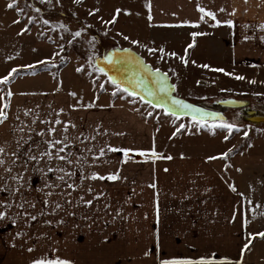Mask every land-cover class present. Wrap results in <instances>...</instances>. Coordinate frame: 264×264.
<instances>
[{
	"label": "crops",
	"instance_id": "1",
	"mask_svg": "<svg viewBox=\"0 0 264 264\" xmlns=\"http://www.w3.org/2000/svg\"><path fill=\"white\" fill-rule=\"evenodd\" d=\"M150 2L158 10L160 27L168 32H186L183 37L192 36L193 29L203 24L197 5L215 12L221 21L231 19L233 26L219 25L224 29L222 34L219 26L204 28L211 29L216 40H223L219 41L223 46L232 44L237 48L236 57L264 58V29L260 28L264 23V0ZM157 2L158 7H154ZM9 3L0 0V32L9 29L17 37L30 35L24 33L25 26L16 11L7 7ZM221 8L225 11H219ZM184 21L196 22V26ZM1 93L0 88V110L7 118L0 123V146L5 148L6 161L14 159L11 153L18 154L13 174L23 175V186L19 191L0 190V202L11 205L0 203V211L6 213L0 219V264H31L37 258L57 257L73 264H160L166 259L197 261L201 257L214 258L215 264H264V257L250 249L264 226L249 229L253 218L247 215L246 204L230 177L226 178L230 170L221 154L164 152L153 157L136 139L134 128L141 123L134 118H83L82 106L72 105L64 94L46 102L40 90L12 91L5 104ZM57 119L61 123H55ZM49 128L56 132H49ZM65 137L61 155H67L72 164L55 158L49 161L46 156L25 164L29 155L47 149L49 139ZM105 142L117 149L142 150L145 157L137 161L125 158L120 151L99 157L97 149L105 147ZM60 147L50 150L56 153ZM129 153L141 156L140 151ZM106 157L115 160L108 164ZM101 165H106L108 171L95 169ZM47 167L64 168L73 174L59 181L57 176L65 173L33 171ZM93 172L105 179H92ZM0 174L8 175L3 168ZM109 174H118V179H107ZM52 181L55 185L47 187ZM8 185L18 186L11 180ZM86 200H92V204H85Z\"/></svg>",
	"mask_w": 264,
	"mask_h": 264
},
{
	"label": "rangeland",
	"instance_id": "2",
	"mask_svg": "<svg viewBox=\"0 0 264 264\" xmlns=\"http://www.w3.org/2000/svg\"><path fill=\"white\" fill-rule=\"evenodd\" d=\"M154 7H158V2ZM13 9L25 26L24 33L31 34L17 37L9 29L0 32V77L17 69L9 82L0 83L5 104L9 90H40L46 102L64 94L72 105L82 106L83 118L138 120L141 124L134 128L135 136L149 153L153 147L157 155L227 153L226 158L222 157L230 170L226 178L230 177L246 204L247 215L253 218L249 229L264 226V121H253L264 118V58L236 57L237 48L232 44L223 46L219 43L223 40H216L211 29L204 28L218 27L208 16L199 29L191 32L197 35L183 37L186 32L166 31L160 27L158 10L150 0H15ZM113 16L115 21L107 23ZM218 29L221 34L224 32L222 26ZM77 31L80 36L75 35ZM132 40L138 43L133 44ZM116 48L133 49L153 69L166 73L179 98L214 110H221L219 104L228 100L245 102L247 106L226 108L227 121L204 124L169 115L123 92L105 73L96 70V60ZM38 66L42 71L39 76L19 78L25 70ZM221 68L225 71H216ZM224 123L235 124L236 128L228 131L221 126ZM144 124L152 128L153 135ZM111 152L105 147V156ZM130 155L125 158H133ZM113 160L114 157H106L105 163ZM95 169L100 173L108 171L106 165ZM250 249L264 257V239L257 240Z\"/></svg>",
	"mask_w": 264,
	"mask_h": 264
},
{
	"label": "snow or ice",
	"instance_id": "3",
	"mask_svg": "<svg viewBox=\"0 0 264 264\" xmlns=\"http://www.w3.org/2000/svg\"><path fill=\"white\" fill-rule=\"evenodd\" d=\"M15 6V0L13 2L9 3L7 7L13 8ZM150 7V5H149ZM198 11L202 13L201 15V20L204 19V16L210 17L213 21H215V24L219 26L220 24H227L229 26H233V21L231 19L221 21L217 19L216 13L207 10L204 7H201L200 5H197ZM17 11H22L21 9L17 8ZM39 11V9H37ZM219 11H225V9L221 8ZM235 9H233V13H235ZM117 14H119L120 9L116 10ZM91 14V13H90ZM151 19V17H149ZM116 19L115 16H113L112 21H108L107 23H112ZM18 22V21H15ZM44 23H49V21L45 20ZM184 24H192V26H196V22H191V21H184L182 22ZM261 29H264V23L260 25ZM81 32L77 31L75 33L76 36H80ZM192 35H197V33H193ZM247 38V37H246ZM95 39V38H93ZM124 39H128L127 36L124 37ZM133 44L138 43L136 40H132ZM191 46V45H190ZM149 51H153L152 49H149ZM161 52H163V49H160ZM114 53H123V56L116 57L114 58ZM171 55L175 56V53H171ZM104 60L108 61L109 64L115 66H119L116 71V75H108V80L113 84L116 85L117 88H122L123 92L125 93H130L133 96L139 95L136 91L132 90L136 87H139L141 89H145L147 91V94L149 96H154L157 93H167L169 87H174L167 85L166 81L168 79L167 74L163 73L160 71V69L156 68L153 69L151 68L150 65L144 64L142 58L136 56L135 54L132 53L131 49H120L116 48L113 50V52H109L107 55L104 56ZM187 61L185 60V64ZM203 67L207 68L209 67L208 65H203ZM79 70V69H78ZM97 71L101 73H105L107 75L106 69L104 67H97ZM17 69L13 68L9 71L8 75L0 77V83H6L9 82V77L12 76L13 73H15ZM216 71L224 72V69H216ZM231 75V73H228ZM155 82V89L149 88L148 87V82L153 80ZM237 79H243L244 77L242 76H237ZM254 82V81H253ZM103 87V85H101ZM131 90V91H130ZM115 94V93H113ZM8 95L11 96L12 93L9 90ZM72 95H75V93H72ZM143 96H140V99L143 100ZM161 99H164L162 96ZM149 103H152V101H149ZM8 105H5L7 107ZM87 106V105H86ZM158 107H163L165 112H170L171 115L177 116L178 113H184V112H190L192 115V119L194 121H197L200 124H204L206 122V118H216L219 117L221 120L223 117H220L218 113H211V112H205L203 109L196 107L195 105L189 104L185 102L182 99H178L176 97H171L170 101V106H165L164 104H157ZM63 111V109H61ZM6 113L0 110V123H3L4 120L6 119ZM55 123L59 124L61 123L60 120H56ZM74 126V125H73ZM222 127L226 128L228 131H231L232 129L236 128L235 124L231 123H224L221 125ZM180 127H184L183 124L180 125ZM65 131L67 130V123L65 125ZM23 131V129H21ZM49 132L55 133L56 129L55 128H49ZM42 137L44 136V130H41L39 133ZM245 135L247 133L245 132ZM92 139H95V137H92ZM227 139V137H225ZM67 140V137L64 138V140H58V139H49L47 141V149L43 152H39L36 155H29L27 160L25 161V164L31 162V161H39L43 157H47L48 160H52L53 158L61 161H65L67 164H72L73 161L67 156V155H61V153L64 152L66 144L65 141ZM57 145H61L59 150L56 153H53L50 149L56 148ZM17 147H19V144H17ZM105 147L108 148L109 151H120L122 152L125 156L128 155L129 152L132 151H140L141 155H144V152L142 150H136V149H130V148H114L112 146L106 145ZM105 147H100L97 149V153L99 157H102L105 155ZM91 151V150H90ZM152 156L155 157L157 156V153L155 152V148L151 149ZM6 155L5 148L3 146H0V168H3L4 173H7L8 175H3L0 174V190L2 191H8V192H13V191H19V188L23 186V175L20 173L13 174V166L16 164V160L19 159V156L16 152L11 153V155L14 157L10 162L6 161L3 157ZM222 156L225 158L227 157V153H222ZM215 157H209V159H214ZM168 159H171V157H168ZM8 164V167H4L5 164ZM33 171H39L42 174H46V172H59V173H65V175H58L57 180L59 181H65L66 176H71L73 173L66 171L64 168H56L53 169L51 167H47L45 169H40V168H34ZM92 179H105L104 176H101L99 173L93 172L91 174ZM107 179L109 180H116L118 179V174H109L107 176ZM14 181L17 183L16 188H10L8 185V181ZM55 185V181L50 182L49 184H46L47 187H52ZM69 187H74V185H68ZM155 187V185H153ZM234 188V186H233ZM92 189H89L91 191ZM46 195H51V193H47ZM3 203L6 207H11V205L7 202H0ZM85 204L91 205L92 200H86L84 201ZM34 206V205H33ZM19 207L23 208L24 205L20 204ZM60 204H56V208H59ZM6 216V213L3 211H0V219L4 218ZM33 220L36 219L35 216L31 217ZM14 222V221H13ZM247 222V221H245ZM50 223V221L48 222ZM19 235V233H18ZM257 235L264 236V232L258 233ZM250 243V241H249ZM248 247V244L244 245V248L246 249ZM29 251H32V249H29ZM148 255L149 253H145ZM31 264H73L72 261L62 259V258H54V259H48V258H37L31 261ZM160 264H215L214 258H205L201 257L197 261L193 260H175V259H166L160 262Z\"/></svg>",
	"mask_w": 264,
	"mask_h": 264
},
{
	"label": "water",
	"instance_id": "4",
	"mask_svg": "<svg viewBox=\"0 0 264 264\" xmlns=\"http://www.w3.org/2000/svg\"><path fill=\"white\" fill-rule=\"evenodd\" d=\"M124 49H130V48H124ZM113 50H110L109 52H113ZM131 51L136 56L142 58L144 64L149 65L148 63H146V61L144 60V58L141 55H139L135 50L131 49ZM120 56H123V53H114V58L120 57ZM95 65H96V67H104L106 69L107 76L108 75H116L117 74L116 69L119 67L118 65L114 67L113 65L109 64L108 61L104 60V56L98 58L96 60V64ZM167 77H168V79L166 81L167 85L173 86V83L171 82V78L168 75H167ZM148 87L155 89L156 85H155V82H154V78H153V80H151V81L148 82ZM132 90H134L137 93H139V95H137L135 97H137V98L140 99V96H143L144 97L143 100L142 99H140V100H142L143 102H145L147 104L152 105L155 108L163 109V110H164L163 107H158L157 106L158 103L159 104H164L165 106H170L171 97H176L178 99H182V98H179L178 96L175 95V86L174 87H169L167 93H157L154 96H149L147 94V91L145 89H141L139 87H136V88H134ZM162 96L164 97V99H161ZM182 100H184L185 102H187L189 104L195 105L198 108L203 109L205 112L218 113L220 117H223L222 120L219 117H216V118H206V122L227 121V118H226V116L224 114V111L226 110V108H238V107L239 108H244V107L247 106V104L245 102H238V101H235V100H228V101L221 102L219 104V106L221 107V110H211L209 107H206L204 105L195 104V103H192V102L187 101L185 99H182ZM149 101H152V103H149ZM166 113L169 114V115H171L170 112H166ZM248 113L251 114V112H248ZM175 117H179V118H190V119H192V115L190 114V112L178 113L177 116H175ZM253 121L254 122H262V121H264V118H254ZM130 156L133 157L137 161H141L143 159L140 155H133L132 154ZM262 239H264V236H256V237H254L253 241H255V240H262Z\"/></svg>",
	"mask_w": 264,
	"mask_h": 264
},
{
	"label": "trees",
	"instance_id": "5",
	"mask_svg": "<svg viewBox=\"0 0 264 264\" xmlns=\"http://www.w3.org/2000/svg\"><path fill=\"white\" fill-rule=\"evenodd\" d=\"M204 17H207V16H204ZM39 72L40 73L42 72L40 66H38L36 68H31L29 70H25L24 75L36 74V73H39ZM5 109H6V107H5Z\"/></svg>",
	"mask_w": 264,
	"mask_h": 264
},
{
	"label": "bare ground",
	"instance_id": "6",
	"mask_svg": "<svg viewBox=\"0 0 264 264\" xmlns=\"http://www.w3.org/2000/svg\"><path fill=\"white\" fill-rule=\"evenodd\" d=\"M211 110H214V109H211Z\"/></svg>",
	"mask_w": 264,
	"mask_h": 264
}]
</instances>
